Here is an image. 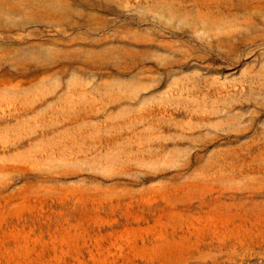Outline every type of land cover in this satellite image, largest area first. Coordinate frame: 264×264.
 Segmentation results:
<instances>
[{
    "label": "rangeland",
    "instance_id": "1",
    "mask_svg": "<svg viewBox=\"0 0 264 264\" xmlns=\"http://www.w3.org/2000/svg\"><path fill=\"white\" fill-rule=\"evenodd\" d=\"M0 264H264V0H0Z\"/></svg>",
    "mask_w": 264,
    "mask_h": 264
}]
</instances>
